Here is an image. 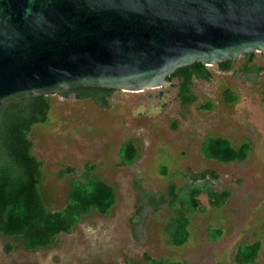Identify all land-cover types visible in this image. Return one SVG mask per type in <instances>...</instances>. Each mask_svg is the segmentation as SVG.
<instances>
[{
    "label": "rangeland",
    "instance_id": "374dc122",
    "mask_svg": "<svg viewBox=\"0 0 264 264\" xmlns=\"http://www.w3.org/2000/svg\"><path fill=\"white\" fill-rule=\"evenodd\" d=\"M245 61L238 57L229 70L210 65L209 80L193 79L198 98L192 104L178 95L177 77L142 91L118 89L108 107L73 92L52 95L48 121L37 123L31 133L50 203L59 208L66 202L72 175L60 178L59 170L69 164L80 173L88 162L115 186L117 201L109 214L86 216L49 248L17 245L7 251L10 239L0 234V264H148L147 254L182 264H239V246L257 239L262 242L259 256L245 264H264V70L244 73L238 68ZM253 62L263 65L264 52H257ZM227 88L236 92L237 101L225 99ZM207 102L212 109L204 107ZM208 135L226 136L235 146L250 141L247 159L206 158L201 144ZM127 139L134 141L139 157L121 166L119 149ZM203 172L216 190L230 194L221 207L200 194V205L190 214L189 240L170 245L164 226L173 209L168 203L154 207L147 192L158 197L172 185L180 190L202 183ZM211 227L224 230L217 240L210 236Z\"/></svg>",
    "mask_w": 264,
    "mask_h": 264
},
{
    "label": "water",
    "instance_id": "95a60500",
    "mask_svg": "<svg viewBox=\"0 0 264 264\" xmlns=\"http://www.w3.org/2000/svg\"><path fill=\"white\" fill-rule=\"evenodd\" d=\"M253 51L264 52V0H0V106L161 87L179 67Z\"/></svg>",
    "mask_w": 264,
    "mask_h": 264
},
{
    "label": "trees",
    "instance_id": "16d2710c",
    "mask_svg": "<svg viewBox=\"0 0 264 264\" xmlns=\"http://www.w3.org/2000/svg\"><path fill=\"white\" fill-rule=\"evenodd\" d=\"M257 52L244 53L246 61L239 65L244 73L264 70L263 65L254 63ZM238 58H230L218 63L223 70L232 69ZM212 71L204 62L179 67L167 77L179 78L178 95L182 101L192 104L197 95L192 90L193 79L209 80ZM118 89L97 86H79L60 94L75 93L77 98H91L102 107L110 105V97ZM224 97L229 102L238 100L236 92L230 88L224 90ZM207 109H212L207 102ZM52 108V95L26 96L12 100L0 106V234L10 240L6 250L12 251L17 245L27 250L49 248L55 245L62 233H71L88 215L98 212L109 214L117 201V191L113 184L104 180L95 171L92 162L78 173L72 165H65L58 172V177L72 175L68 185V194L64 206L55 208L44 187L43 162L33 153L34 142L32 129L37 123L48 121ZM251 149L250 141H243L235 146L223 135H208L201 144V151L206 158L220 162L245 161ZM139 157V151L132 139L125 140L119 149L118 165H132ZM163 173L167 172L164 167ZM204 182H192L177 190L172 185L166 194L158 197L147 192V201L154 207L168 203L173 214L165 223L167 241L170 245H183L190 236V214L199 207L198 196L208 195L215 207H221L230 192L218 191L206 178V173L199 175ZM210 236L217 240L224 232L222 227L210 228ZM262 248L261 240L240 245L235 255L239 264L252 263L257 260ZM148 264H182L169 258H154L146 255Z\"/></svg>",
    "mask_w": 264,
    "mask_h": 264
},
{
    "label": "flooded vegetation",
    "instance_id": "af4514ba",
    "mask_svg": "<svg viewBox=\"0 0 264 264\" xmlns=\"http://www.w3.org/2000/svg\"><path fill=\"white\" fill-rule=\"evenodd\" d=\"M168 81V80H167ZM60 94V93H59Z\"/></svg>",
    "mask_w": 264,
    "mask_h": 264
}]
</instances>
